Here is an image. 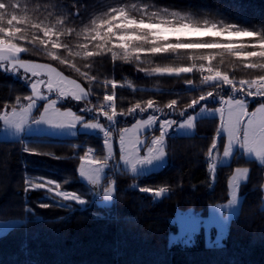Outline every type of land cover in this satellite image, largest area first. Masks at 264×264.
Returning <instances> with one entry per match:
<instances>
[{"label":"trees","instance_id":"16d2710c","mask_svg":"<svg viewBox=\"0 0 264 264\" xmlns=\"http://www.w3.org/2000/svg\"><path fill=\"white\" fill-rule=\"evenodd\" d=\"M146 25L215 34L163 38ZM0 38L24 50L20 60L52 66L84 89L85 105L93 107L87 115L84 104H58L81 112V123L106 125L100 107L109 83L118 85V131L151 115L157 122L197 117L192 134L172 130L166 137L160 169L145 175L112 172L109 206L98 205L78 173L88 152L105 155L104 139L94 131L0 139V219L20 221L0 235V264H264V164L239 156L220 165L221 119L201 114L227 97H247L237 84L208 81L204 68L233 83L264 78V0H0ZM32 92L28 81L0 69V127ZM259 104L264 95L249 97L250 109ZM238 167L248 175L222 243L206 245L202 233L190 246L170 242L176 212L193 208L206 215L210 206L225 202ZM42 179L77 194L86 206L36 187ZM103 183L101 191L108 177ZM156 192L163 194L155 197Z\"/></svg>","mask_w":264,"mask_h":264},{"label":"rangeland","instance_id":"374dc122","mask_svg":"<svg viewBox=\"0 0 264 264\" xmlns=\"http://www.w3.org/2000/svg\"><path fill=\"white\" fill-rule=\"evenodd\" d=\"M146 27L153 30L155 36L163 38L215 34L213 30H200L189 26L166 28L159 25H146ZM227 37L234 38V35L228 34ZM22 54L24 50L21 47L7 44L0 38V69L28 81L33 91L31 98L27 99L23 105L6 114L0 127V139L16 140L23 136L41 134L63 138L75 136L77 132L95 130L94 133L104 139L105 155L103 159H99L92 151L88 152L81 160L78 173L80 179L91 188L93 197H98L97 203L100 206H109L112 203L115 194L113 171L124 170L131 175H145L156 171L165 164L166 137L172 130L175 135H190L194 132V122L197 118L194 115L180 121L164 119L159 122L151 115L118 131L114 101L118 86L116 83H109L111 90L103 94L105 99L101 104L100 113L106 119V125L94 123V126L89 122L81 123L84 116L80 117L77 114L81 112L61 110L58 104L62 100H68L75 105L74 108L79 109V106L86 103L84 89L76 81L64 77L52 66L20 60L19 56ZM203 70L210 72L205 75L208 81L227 86L237 84L238 93L247 96H230L219 108L202 111V113L210 112L204 116L216 115L221 119V132L224 135L225 144L218 156V163L227 165L233 158L241 156L264 164V104L256 105L251 109L248 106L249 97L264 95V78L233 83L215 71L211 73L212 70L209 68ZM182 71L187 70L175 73ZM85 107L82 112L87 115L93 107L89 109L86 105ZM158 128V133L155 134L153 130ZM114 144L118 152L115 160L113 159ZM247 175L246 168L234 169L228 181V199L210 206L206 215H202L193 208L177 211L173 218L177 231L170 235V242L190 246L195 242L196 236L202 233L206 245H220L228 233L231 219L238 215L242 200L240 185ZM106 177H108V183L101 191ZM36 187H43L53 196L75 202L79 207L86 206V200L75 193L60 190L55 181L42 179L41 184ZM262 191L261 207L264 209V182ZM18 224L20 221L17 219L0 220V235Z\"/></svg>","mask_w":264,"mask_h":264},{"label":"water","instance_id":"95a60500","mask_svg":"<svg viewBox=\"0 0 264 264\" xmlns=\"http://www.w3.org/2000/svg\"><path fill=\"white\" fill-rule=\"evenodd\" d=\"M212 156H213V152H211V153L209 154V159H212ZM240 157H241V156H240ZM210 169H212V171L215 172V169H216L215 164L211 163V164H210ZM162 194H163V192H156V193H155V197H159V196L162 195Z\"/></svg>","mask_w":264,"mask_h":264},{"label":"bare ground","instance_id":"6f19581e","mask_svg":"<svg viewBox=\"0 0 264 264\" xmlns=\"http://www.w3.org/2000/svg\"><path fill=\"white\" fill-rule=\"evenodd\" d=\"M203 69V68H202ZM222 77V76H221ZM115 87V86H114ZM109 91H110V89H108ZM115 92V91H114ZM107 95H109V94H107ZM110 96V95H109ZM108 96V97H109ZM107 97V96H106ZM105 99V98H104ZM108 100V99H107ZM115 101V100H114ZM106 102V101H105ZM112 103V102H111ZM103 107V106H102ZM104 109H105V107H103ZM1 220V219H0Z\"/></svg>","mask_w":264,"mask_h":264},{"label":"built area","instance_id":"2783aa9c","mask_svg":"<svg viewBox=\"0 0 264 264\" xmlns=\"http://www.w3.org/2000/svg\"><path fill=\"white\" fill-rule=\"evenodd\" d=\"M210 72H208V71H204V75H206V74H209ZM211 73H213V71L211 72ZM110 105V104H109Z\"/></svg>","mask_w":264,"mask_h":264},{"label":"crops","instance_id":"0c3cea01","mask_svg":"<svg viewBox=\"0 0 264 264\" xmlns=\"http://www.w3.org/2000/svg\"><path fill=\"white\" fill-rule=\"evenodd\" d=\"M207 113V115H208V113H210V112H206ZM206 113H202L203 115H206ZM215 113V112H214ZM192 119V118H191ZM193 122V121H192ZM192 124V123H191ZM95 131V130H94Z\"/></svg>","mask_w":264,"mask_h":264},{"label":"snow or ice","instance_id":"6c2138e0","mask_svg":"<svg viewBox=\"0 0 264 264\" xmlns=\"http://www.w3.org/2000/svg\"><path fill=\"white\" fill-rule=\"evenodd\" d=\"M183 224V222H181Z\"/></svg>","mask_w":264,"mask_h":264}]
</instances>
